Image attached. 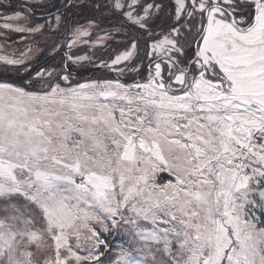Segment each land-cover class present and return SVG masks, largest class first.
Returning a JSON list of instances; mask_svg holds the SVG:
<instances>
[{"label":"snow or ice","instance_id":"snow-or-ice-1","mask_svg":"<svg viewBox=\"0 0 264 264\" xmlns=\"http://www.w3.org/2000/svg\"><path fill=\"white\" fill-rule=\"evenodd\" d=\"M0 9V264H264V0Z\"/></svg>","mask_w":264,"mask_h":264},{"label":"rangeland","instance_id":"rangeland-1","mask_svg":"<svg viewBox=\"0 0 264 264\" xmlns=\"http://www.w3.org/2000/svg\"><path fill=\"white\" fill-rule=\"evenodd\" d=\"M10 2L12 4H15L18 2V0H10ZM40 2H42V0H40ZM0 11H3V9H0ZM7 14L10 15L11 11H9ZM0 23H2V21H0ZM35 35H39V34H35ZM44 35H49V33L45 32ZM33 36L34 35H25V34H19L16 32H9L7 30L0 28V55H4V54L11 55L14 52L17 55H19L20 52H24L27 48L30 47L32 49V51H31V53H29V55L33 59V61H35V59L37 57L35 52H38L39 49H37V47L34 46V37ZM96 39H97L96 35L91 36L92 41H95ZM119 39L120 38L117 37V40H119ZM33 47L35 49H33ZM78 47H79V50L76 49V52H80V54H78L77 56L84 55V53H82L81 51H83V49H85L86 47H84L83 45H80ZM55 62H59V60H56ZM50 66L51 65H49L48 67H45V68L59 67V64L53 63V66L52 67H50ZM24 79H27V78L24 77ZM64 83L65 82L61 81L62 86H64ZM38 84H39V82H37V86H38ZM109 239L111 240V237H109Z\"/></svg>","mask_w":264,"mask_h":264},{"label":"trees","instance_id":"trees-1","mask_svg":"<svg viewBox=\"0 0 264 264\" xmlns=\"http://www.w3.org/2000/svg\"><path fill=\"white\" fill-rule=\"evenodd\" d=\"M43 2H44V0H42L41 3H43ZM37 15H39V13H37ZM44 34L45 33L33 36L34 37V46L37 47V49H39L38 52H35L37 57L33 63L34 64L33 65V74L35 71H39V69L41 67L45 68V67H48L49 65H51L50 67H52L53 63L59 64V66H60L61 57L63 56V52H60L59 55H55L52 53V45H53V39L54 38L51 37L50 34L49 35H44ZM56 42H59V40L57 39ZM33 49H35V48L33 47ZM41 51L43 52V54H41ZM64 51H68L66 46L64 48ZM81 52L84 53V55L86 53L91 54V52L89 51L88 48L83 49V51H81ZM71 54L74 56H77L78 54H80V52H76V48H74V49H72ZM97 55H99V52H97ZM56 60H59V62H55ZM88 75H92V73L91 72H88V73L80 72L79 73L80 77H85ZM97 75H98V73H97Z\"/></svg>","mask_w":264,"mask_h":264}]
</instances>
